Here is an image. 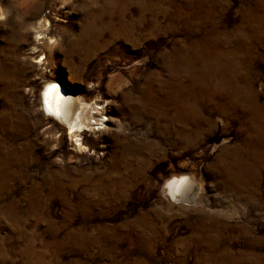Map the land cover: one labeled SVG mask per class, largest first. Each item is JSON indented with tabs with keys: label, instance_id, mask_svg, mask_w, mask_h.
Listing matches in <instances>:
<instances>
[{
	"label": "rangeland",
	"instance_id": "rangeland-1",
	"mask_svg": "<svg viewBox=\"0 0 264 264\" xmlns=\"http://www.w3.org/2000/svg\"><path fill=\"white\" fill-rule=\"evenodd\" d=\"M0 264H264V0H0Z\"/></svg>",
	"mask_w": 264,
	"mask_h": 264
},
{
	"label": "bare ground",
	"instance_id": "bare-ground-1",
	"mask_svg": "<svg viewBox=\"0 0 264 264\" xmlns=\"http://www.w3.org/2000/svg\"><path fill=\"white\" fill-rule=\"evenodd\" d=\"M40 106L43 110L65 123L68 134H72V136L82 126L90 127L102 124L103 117L97 110L98 108L87 106L84 102L77 100V97L69 92L65 86L54 80H50L45 84L40 96ZM194 185L190 176L181 175L169 179L165 187L167 194L174 201L185 199L192 201L199 197L198 192L193 193L192 191Z\"/></svg>",
	"mask_w": 264,
	"mask_h": 264
}]
</instances>
